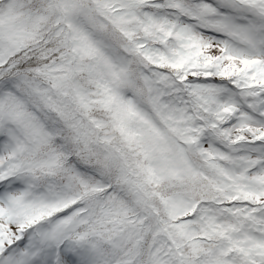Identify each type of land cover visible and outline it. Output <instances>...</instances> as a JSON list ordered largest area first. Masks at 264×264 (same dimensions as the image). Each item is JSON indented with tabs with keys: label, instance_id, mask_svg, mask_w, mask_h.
I'll return each mask as SVG.
<instances>
[{
	"label": "snow or ice",
	"instance_id": "snow-or-ice-1",
	"mask_svg": "<svg viewBox=\"0 0 264 264\" xmlns=\"http://www.w3.org/2000/svg\"><path fill=\"white\" fill-rule=\"evenodd\" d=\"M0 264H264V0H0Z\"/></svg>",
	"mask_w": 264,
	"mask_h": 264
}]
</instances>
